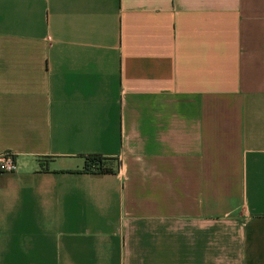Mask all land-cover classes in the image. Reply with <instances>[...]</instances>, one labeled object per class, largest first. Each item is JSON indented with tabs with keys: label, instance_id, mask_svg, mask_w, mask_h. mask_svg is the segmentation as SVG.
<instances>
[{
	"label": "crops",
	"instance_id": "crops-1",
	"mask_svg": "<svg viewBox=\"0 0 264 264\" xmlns=\"http://www.w3.org/2000/svg\"><path fill=\"white\" fill-rule=\"evenodd\" d=\"M2 154L0 264H264V0H0Z\"/></svg>",
	"mask_w": 264,
	"mask_h": 264
},
{
	"label": "trees",
	"instance_id": "trees-1",
	"mask_svg": "<svg viewBox=\"0 0 264 264\" xmlns=\"http://www.w3.org/2000/svg\"><path fill=\"white\" fill-rule=\"evenodd\" d=\"M106 159L98 155L84 156V162L81 172L95 174H109L112 170L104 166Z\"/></svg>",
	"mask_w": 264,
	"mask_h": 264
},
{
	"label": "built area",
	"instance_id": "built-area-1",
	"mask_svg": "<svg viewBox=\"0 0 264 264\" xmlns=\"http://www.w3.org/2000/svg\"><path fill=\"white\" fill-rule=\"evenodd\" d=\"M16 170V165L13 157L9 154L0 155V174L13 173Z\"/></svg>",
	"mask_w": 264,
	"mask_h": 264
}]
</instances>
